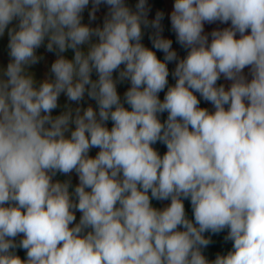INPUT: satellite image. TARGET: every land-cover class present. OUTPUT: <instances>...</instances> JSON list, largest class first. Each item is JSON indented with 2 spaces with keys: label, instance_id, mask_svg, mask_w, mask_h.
I'll return each instance as SVG.
<instances>
[{
  "label": "clouds",
  "instance_id": "obj_1",
  "mask_svg": "<svg viewBox=\"0 0 264 264\" xmlns=\"http://www.w3.org/2000/svg\"><path fill=\"white\" fill-rule=\"evenodd\" d=\"M150 12L0 0V264H264V0Z\"/></svg>",
  "mask_w": 264,
  "mask_h": 264
},
{
  "label": "crops",
  "instance_id": "obj_2",
  "mask_svg": "<svg viewBox=\"0 0 264 264\" xmlns=\"http://www.w3.org/2000/svg\"><path fill=\"white\" fill-rule=\"evenodd\" d=\"M162 3H163V6H164V13H165V21L163 20L162 21V24H163V27H164V32H163V35L166 37V38H171L173 40V47L178 51V54L183 57L185 55V52L183 49H181L179 47V45H177L175 43V34L171 31L168 30L167 28V24L170 25V20L168 19V16L172 10V5L174 3V0H160ZM128 2L132 5L135 4L136 0H128ZM148 5L150 6L151 8V12L149 13V19H154L155 17V13L157 11H160L159 7L154 3L153 0H148ZM107 11L106 9V6H101V9H100V12L97 14L98 15V19L97 21L93 22V26H95V24H98V23H102V17L104 15V13ZM84 18H85V22H88V19H87V10L85 11L84 13ZM226 25H206V32L207 31H211L213 28H217V27H225ZM171 27V25H170ZM144 42L146 43V45L150 46V42L148 41L147 39V35L145 36V40ZM157 55L162 59L163 57V54L162 53H157ZM51 58L54 59V57L51 55ZM175 67L174 64H169V69L170 71L173 70ZM247 72V70H245ZM95 78V77H94ZM174 80L172 79V77L170 76L169 77V83L170 84H174ZM219 83H223L225 84L226 86L228 85L229 82L223 80V78L221 79V81ZM128 87L127 84H124V85H120L118 86V91L119 93L123 94V92L126 90V88ZM161 95V99H163V93L160 94ZM88 104H91L93 107H95V102L94 101H90V100H87V97L85 98V102L83 103V106L86 107ZM73 107H75L76 105H72ZM202 106H207L211 109V105H205L203 104L202 102ZM166 118V114H164V116L161 117V119H164ZM111 126V124L109 123V127ZM155 147H157V149L161 152V154H163V152L166 150L165 147L163 145H160V144H157ZM97 150H93L92 151V155H95V152ZM57 179H60V180H64V179H67V177L65 176H62V175H58L56 177ZM72 182L73 184L77 183V178L75 176V174L73 173L72 174ZM168 202H156V201H153V204L154 206L156 207H163L165 206V204H167ZM186 204V210L189 212V215H191V209H190V204L186 201L185 202ZM208 236L211 237V240H212V243L208 246L207 249H205V255L208 256L209 259H214L215 258V254L217 252H220L222 254H226V252L228 250L231 249V241H225L224 240V236L227 235V231H224L220 234H216V235H213V234H206Z\"/></svg>",
  "mask_w": 264,
  "mask_h": 264
},
{
  "label": "rangeland",
  "instance_id": "obj_3",
  "mask_svg": "<svg viewBox=\"0 0 264 264\" xmlns=\"http://www.w3.org/2000/svg\"><path fill=\"white\" fill-rule=\"evenodd\" d=\"M42 53H44L43 48L39 50L38 54H42ZM51 60H52L51 54H48L46 62H42L40 65L34 66L33 70L36 72L38 76H43L44 72L46 71V67H50ZM65 103H66V99L65 97L62 96L60 99V104L63 106ZM62 110L63 107L57 109L56 111H54L53 115H58Z\"/></svg>",
  "mask_w": 264,
  "mask_h": 264
},
{
  "label": "trees",
  "instance_id": "obj_4",
  "mask_svg": "<svg viewBox=\"0 0 264 264\" xmlns=\"http://www.w3.org/2000/svg\"><path fill=\"white\" fill-rule=\"evenodd\" d=\"M154 3L159 7L160 11H163L164 12V6H163V3L160 1V0H153ZM166 19H164L165 21ZM167 28L168 30L171 32V27L169 24H167ZM22 256H23V253L21 252L20 253Z\"/></svg>",
  "mask_w": 264,
  "mask_h": 264
}]
</instances>
